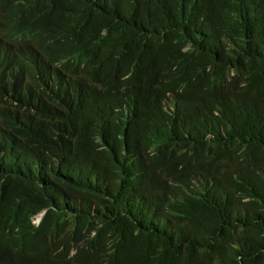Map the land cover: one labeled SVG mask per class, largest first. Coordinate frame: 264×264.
I'll list each match as a JSON object with an SVG mask.
<instances>
[{"label":"trees","instance_id":"trees-1","mask_svg":"<svg viewBox=\"0 0 264 264\" xmlns=\"http://www.w3.org/2000/svg\"><path fill=\"white\" fill-rule=\"evenodd\" d=\"M0 264H264V0H0Z\"/></svg>","mask_w":264,"mask_h":264},{"label":"water","instance_id":"water-1","mask_svg":"<svg viewBox=\"0 0 264 264\" xmlns=\"http://www.w3.org/2000/svg\"><path fill=\"white\" fill-rule=\"evenodd\" d=\"M43 215H44V213L40 215V217H39V219H38V221H37L38 224L40 223V221H41Z\"/></svg>","mask_w":264,"mask_h":264},{"label":"clouds","instance_id":"clouds-1","mask_svg":"<svg viewBox=\"0 0 264 264\" xmlns=\"http://www.w3.org/2000/svg\"><path fill=\"white\" fill-rule=\"evenodd\" d=\"M37 221H38V220H37ZM37 221H36V222H37Z\"/></svg>","mask_w":264,"mask_h":264}]
</instances>
